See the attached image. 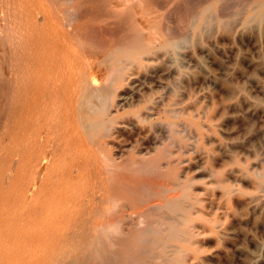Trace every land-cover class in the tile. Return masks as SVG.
<instances>
[{
	"label": "rangeland",
	"instance_id": "1",
	"mask_svg": "<svg viewBox=\"0 0 264 264\" xmlns=\"http://www.w3.org/2000/svg\"><path fill=\"white\" fill-rule=\"evenodd\" d=\"M198 1L191 3L197 14ZM257 2L231 6L226 17L210 6L209 17L198 15L169 41L151 31L142 44L110 54L114 69L103 61L116 70L107 69L111 75L94 66L103 78L81 96L83 135L127 162L125 184L133 186L125 190L128 218L109 248L114 264L124 256L121 264H264V14ZM163 24L181 28L175 12ZM143 211L164 216L166 233H142Z\"/></svg>",
	"mask_w": 264,
	"mask_h": 264
},
{
	"label": "bare ground",
	"instance_id": "2",
	"mask_svg": "<svg viewBox=\"0 0 264 264\" xmlns=\"http://www.w3.org/2000/svg\"><path fill=\"white\" fill-rule=\"evenodd\" d=\"M165 1L170 2L0 0V264L116 262L117 254L109 248L115 235L122 233L120 227L127 216L125 190L132 192L133 186L125 184L127 162L110 158L111 154L104 153L105 146L101 152L100 140L98 149L83 135L81 96L90 83L103 78H96L94 72L99 69L94 66L107 59L109 65L114 50L142 44L151 31L166 34L167 41L176 34L183 36L179 34L193 18L209 17L210 6L226 17L231 6L253 0H208L211 5L200 0L204 7L199 14L193 11L197 0H173L160 12L167 6ZM256 2L257 12L264 14V0ZM174 12L180 29L170 25L173 21L163 24ZM89 64V71L81 69ZM102 64L101 70L108 66ZM135 187L142 188L143 183L135 182ZM141 213L138 221L149 219L142 233H166L161 228L164 216ZM132 234L137 237L140 232L134 229ZM120 262L125 263V256Z\"/></svg>",
	"mask_w": 264,
	"mask_h": 264
}]
</instances>
